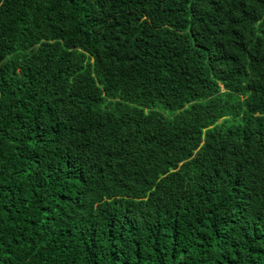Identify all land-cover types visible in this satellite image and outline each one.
<instances>
[{
	"label": "trees",
	"instance_id": "obj_1",
	"mask_svg": "<svg viewBox=\"0 0 264 264\" xmlns=\"http://www.w3.org/2000/svg\"><path fill=\"white\" fill-rule=\"evenodd\" d=\"M0 264H264V0H0Z\"/></svg>",
	"mask_w": 264,
	"mask_h": 264
}]
</instances>
